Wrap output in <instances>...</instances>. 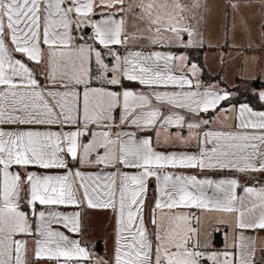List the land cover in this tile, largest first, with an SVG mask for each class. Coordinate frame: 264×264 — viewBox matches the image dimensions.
Instances as JSON below:
<instances>
[{"label": "snow or ice", "instance_id": "1", "mask_svg": "<svg viewBox=\"0 0 264 264\" xmlns=\"http://www.w3.org/2000/svg\"><path fill=\"white\" fill-rule=\"evenodd\" d=\"M257 6L264 41V0L223 3L245 62ZM215 23L208 0H0V264H264V111L190 58Z\"/></svg>", "mask_w": 264, "mask_h": 264}, {"label": "crops", "instance_id": "2", "mask_svg": "<svg viewBox=\"0 0 264 264\" xmlns=\"http://www.w3.org/2000/svg\"><path fill=\"white\" fill-rule=\"evenodd\" d=\"M210 7L215 15V28L208 34L213 47H205L203 49L190 50L196 56L201 53L202 63L207 72L215 78L210 83H206L201 73V79L206 84L220 83L221 86H226L228 89L235 91L239 86L245 87L246 92L253 93V89L257 92L263 88L264 84V41L260 36V25L262 22L261 9L253 7L243 12V17L247 20L249 26L252 28L251 42L253 48L246 51L247 56H254L258 59L255 63L245 62L240 54L233 50L234 45H239L242 49L246 48L249 38L237 31L236 35L227 37V45L225 44V18L223 3L224 0H208ZM230 23L239 25V17H233ZM235 57V59H233ZM194 62V61H192ZM196 63V62H195ZM260 80V87L258 89L251 87V84ZM262 102V101H261ZM246 103V102H242ZM264 103V102H263ZM250 105V104H249ZM253 107L252 105H250ZM257 111H264L263 109H255ZM242 182H246L242 178ZM150 196L155 195V188L150 189ZM71 209H69L70 211ZM214 222L213 217H209L205 221V225L209 226ZM88 226L89 234H87V242L89 250L94 257H101L108 260L113 255L114 247V228L115 221L110 210L103 209H89L88 210ZM226 231L223 227L214 233L215 246L223 248L226 239L223 233ZM220 236V237H219ZM222 242V244H221ZM220 243V245H217Z\"/></svg>", "mask_w": 264, "mask_h": 264}, {"label": "trees", "instance_id": "3", "mask_svg": "<svg viewBox=\"0 0 264 264\" xmlns=\"http://www.w3.org/2000/svg\"><path fill=\"white\" fill-rule=\"evenodd\" d=\"M191 60L198 63L199 65L203 66L202 63V55L201 53H199L197 56L194 52L191 53ZM203 79L206 83H210L213 80H215L214 77H212L207 70L204 68L203 66ZM237 98L241 101V102H246L249 103L250 105H252L255 109H263L264 108V103L261 102L258 98V95H255L254 93L251 92H244V91H239V93L237 94Z\"/></svg>", "mask_w": 264, "mask_h": 264}, {"label": "rangeland", "instance_id": "4", "mask_svg": "<svg viewBox=\"0 0 264 264\" xmlns=\"http://www.w3.org/2000/svg\"><path fill=\"white\" fill-rule=\"evenodd\" d=\"M256 82H259V83H260V80H256ZM256 82H254L253 84H251V87L254 86V84H255ZM262 86H263L262 89H264V84H263ZM238 88H239L240 91H244V92H246V88H245V87L239 86ZM236 89H237V88H236Z\"/></svg>", "mask_w": 264, "mask_h": 264}, {"label": "water", "instance_id": "5", "mask_svg": "<svg viewBox=\"0 0 264 264\" xmlns=\"http://www.w3.org/2000/svg\"><path fill=\"white\" fill-rule=\"evenodd\" d=\"M260 87V83L259 82H256L255 84H254V88H256V89H258ZM220 237V236H219ZM221 244H222V242H221ZM217 245H220V243H217Z\"/></svg>", "mask_w": 264, "mask_h": 264}]
</instances>
